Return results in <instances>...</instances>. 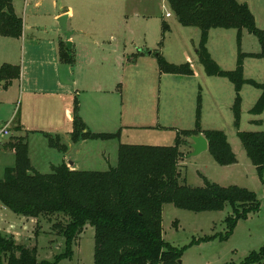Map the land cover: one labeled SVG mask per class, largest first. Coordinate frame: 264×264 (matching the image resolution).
<instances>
[{
	"label": "rangeland",
	"instance_id": "rangeland-1",
	"mask_svg": "<svg viewBox=\"0 0 264 264\" xmlns=\"http://www.w3.org/2000/svg\"><path fill=\"white\" fill-rule=\"evenodd\" d=\"M239 1L251 4L254 13L261 21L259 28L263 27L262 29H264V0ZM14 2L18 14L23 17L29 44L32 43V40L42 41L37 46L44 51L49 49L47 42L50 39H57L59 35L65 33L60 25L59 18L54 17L61 7L64 9L72 6L75 10V23L77 22L80 26L85 27L92 26L96 29V34L100 39V44L97 47L98 51L105 47L108 50L107 53L110 54V48H114L110 43L115 41L111 36L116 37L117 40L128 38L130 58L125 61V64L115 58L104 61L103 64L99 63L96 66L92 65L84 68L86 74L93 75L97 72L99 75L104 76L107 74L118 79L114 81L108 79V81L103 82L108 88L112 83L114 84L115 92L112 93L108 105L97 99L91 107L87 104V107L83 108V114L88 123L87 130L94 133H116L119 132L118 129L123 123V125H130V128L124 130L123 134L118 137L120 142L167 146L174 145L176 136L179 134L182 141H188L187 144L181 146L184 156L181 159L183 164L181 180L185 179L183 183L191 186H203L205 179H207L223 186L239 185L246 187L257 194L261 201L260 209L257 212L250 213L248 218L239 220L232 235L226 240L215 238L192 242L194 239L199 240L205 236L224 233L226 229L225 218L232 211L230 205H226L220 211L194 212L179 208L172 203L165 204L162 222L163 235L173 246L184 247V254L181 258L182 264L240 263L251 251L258 250L264 244V183L238 137V129L234 123L225 120V116L232 118L233 113L224 112L223 118L219 116L214 119L212 110L208 108L209 101H207L208 109L206 106L204 107L203 125L227 133L232 149L237 156V162L228 166L220 165L208 150L192 156L191 137L187 138L185 134L178 131L195 127L196 99L201 91L198 82L199 73L197 72L196 77L184 75H177L178 77L167 75L164 77L158 71L157 54L153 55L157 61L151 63L143 61L142 58L137 64H134L133 61L135 58L133 52L137 55H143L141 52L147 49L143 46L146 44L145 40L151 47H158L156 41H163L162 48L159 49L162 55L164 57L167 55L173 59V61H170L171 63L182 64L187 61L185 58L187 55L196 54L195 50L197 48L194 43L201 37V29L184 26L176 21L175 16L166 17L165 13L172 10L167 0H14ZM136 10L139 11L141 16H135ZM172 12L175 14L173 10ZM163 21H169L173 25V30L171 32L167 31L164 36ZM72 24H74V21ZM45 28L47 31H45ZM211 30V46L213 49L214 47L218 48L215 57L224 63L223 69H235L237 30L224 28ZM67 32L71 33L70 30ZM245 34L244 49L260 52L261 45L258 38L246 29ZM189 36L194 40H190ZM154 38L157 39L155 42H153ZM1 40H8V38H4L0 34V65L4 62L13 63L6 59L17 61L22 57V43H18L15 48L10 50L11 47L2 44ZM29 47L27 44V50H29ZM95 53L99 54V52ZM110 55L115 57L114 53ZM27 57L28 55L26 59ZM126 58H128V55ZM261 60L264 61V59ZM118 63L122 65L119 66ZM197 64L199 63L197 62ZM199 66L201 65L199 64ZM253 77L263 79L259 81L264 82V72L262 70H256ZM4 82L5 80L0 81V127L7 124L15 113L17 115L20 107L18 88L11 87L10 83V85L4 86ZM249 88L256 89L250 84L245 86V90ZM200 93L202 95V92ZM244 94L245 97L247 94ZM108 97H110L109 94ZM228 97L229 94L227 93L225 99H228ZM244 105H249L247 98H245ZM105 113L109 116V121H99ZM242 114L243 125L248 128H240V130H264V125L259 130L255 128H253L255 130H251L250 123H247L245 119L248 117L247 112L244 111ZM155 117L160 119L158 123L160 126H153L156 125L154 123ZM95 118L96 123L93 122ZM16 122L10 124L12 126L10 130L13 128L15 137L10 134L9 137L4 138V142L6 140L12 141L16 137L22 136V134L25 135L24 132L15 129ZM162 125L166 128H161ZM72 127L71 125L70 130L73 129ZM52 137L58 145L65 144L66 147L68 146L66 143L67 136L53 135ZM70 137L72 138V135ZM26 139H28V151L31 152L33 162L38 165V170L42 173L51 172V166H47V160L44 159L45 157L42 154V150L48 143L44 134H29ZM81 140L84 139L79 141ZM82 144L80 148L83 153L88 150L91 151V154L97 153L98 156V152L105 149L112 158L117 157L118 139H89ZM5 150L0 146V178L4 176L3 165L5 163L8 166H14L15 164L14 155H11L10 150H6L7 153H5ZM53 152L59 154L57 150H53ZM54 159L55 164L62 162L56 158ZM100 161L106 167V160L100 159ZM92 167L97 169L100 164L98 162L94 163ZM1 207L0 210H4ZM3 212L6 213L7 218L12 217L16 220L15 225L17 227L14 230L17 233L8 231L10 229L5 228V225H0V230L12 234L18 243L37 246V259L39 262L47 260L49 262L56 261L55 264H94L95 228L93 226H86L84 232L77 238L73 245L72 257L57 260V256L65 252L66 244L65 237L59 233L54 224L58 221L66 222V218L58 217V215L50 218H32L16 214L10 209ZM22 220L27 225L23 224ZM3 264H8V260L3 259Z\"/></svg>",
	"mask_w": 264,
	"mask_h": 264
},
{
	"label": "trees",
	"instance_id": "trees-1",
	"mask_svg": "<svg viewBox=\"0 0 264 264\" xmlns=\"http://www.w3.org/2000/svg\"><path fill=\"white\" fill-rule=\"evenodd\" d=\"M14 0H0V33L3 36L18 38L23 34L24 21L15 12ZM175 15L184 26L201 29L198 56L210 76L228 78L236 91L233 105L234 125L248 157L255 165L264 183V130H240L241 89L251 84L261 90V95L251 109L254 114L264 111V83L244 76V58L264 57V29L257 26L255 16L247 3L238 0H168ZM163 36L170 25L163 21ZM212 28L237 29L238 59L233 70L223 69L212 57L207 48L209 30ZM255 35L261 45L260 52L245 53L241 50L243 30ZM163 41H160L159 48ZM146 49L141 54H149ZM157 54L161 72L191 75L189 62L174 64L165 59L160 50ZM61 58L72 64L73 57L67 43L61 42ZM18 65L3 64L0 67V81L19 78ZM75 118L71 132L73 141L80 139H111L116 133H94L86 128L83 119L74 110ZM202 104L198 101L196 125L192 129L179 130L187 136L203 134L209 142V151L220 165L237 162L228 135L223 130L203 129L201 126ZM82 130H81V129ZM20 130L21 126L16 125ZM177 132V133H178ZM54 134L46 133L49 144L65 151V144L58 145ZM58 135V134H55ZM179 134L174 145L121 143L118 163L108 170H73L65 162L54 165L51 172L42 173L30 164L26 137H16L12 144L16 162L7 167L0 178V202L16 214L26 217L66 218V222L54 224L65 237V252L58 259L70 258L73 245L84 232L86 226L95 228L94 264H182L184 247L169 243L163 235V208L167 203L194 211H220L230 205L232 211L225 218L224 233L205 236L199 240L219 238L226 240L232 235L241 219L248 218L260 209L261 201L257 194L239 185L223 186L207 179L203 186L183 183ZM37 246L18 243L12 234L0 230V264L3 259L8 264H55L47 260L39 262ZM264 264V244L251 251L240 263Z\"/></svg>",
	"mask_w": 264,
	"mask_h": 264
},
{
	"label": "crops",
	"instance_id": "crops-1",
	"mask_svg": "<svg viewBox=\"0 0 264 264\" xmlns=\"http://www.w3.org/2000/svg\"><path fill=\"white\" fill-rule=\"evenodd\" d=\"M13 5L15 8V12L17 13L18 16H20L18 14L17 6L14 1H13ZM249 7L253 12L255 16L256 24L259 27L261 21L254 13L251 4L249 5ZM64 15H67V21H66L67 31L70 30L71 33L67 32L64 33L63 35H59L57 39L56 38L50 39L47 42V45H49V49L47 51L41 50V48L37 46L40 45L42 41L32 40V43L29 44V39H27L26 36L27 33L25 27L23 29V34L18 38L3 36L0 33L4 38H8V40H1V42L7 47H11L10 50H12V48H15L18 43H22V48H23L22 49L23 55L19 60L12 61L11 59H6L13 63L4 62L0 65L1 67L3 64L7 63V64L18 65L21 68L20 77L9 81L11 87L18 88L20 107L18 114L16 115L15 113L8 122L12 124L14 121H17L15 125L21 126L22 130L20 129V132H24L25 135L22 134V136L26 138H28L29 134H33V133L44 134V136L47 138L48 143L46 146L47 148L45 147L42 150V154L45 157L44 159L47 160V166L48 165L51 166V170L54 165H59L63 162H65L73 170H108L109 168L116 166L118 163L119 146L122 143L120 142V139L118 137L123 134L124 130H128L130 128V125H123L122 123L121 127H119L118 129L119 130L118 137L111 139H101V140L118 139L119 144L117 145V152H116L117 157L115 158H112V156H110V153H108L105 149H101L100 152H98V156L97 153L91 154V151L88 150L83 153L80 147L81 145H83L82 143L85 142V140H89V139H84L77 142L73 141L72 138L70 137L73 129L70 130V126L71 125L73 126V121L75 118V114H74L75 107L78 109V113L80 112L79 115L82 116V119L85 122L86 126H88L87 119L83 114V108H85V106L87 107V104L91 107L93 105V102H95L97 99H99L103 104L106 105L110 103V99L112 98L111 95L112 93L115 92L114 84L112 83L111 86L108 88L106 85H104L103 82L108 81V79L109 81L111 80L114 81L118 79L114 77L112 78V76H108L107 74L102 76V74L99 75L97 72L96 74L93 75L86 74L84 72L85 71L84 68H86L87 66L90 67L92 65L96 66L99 63L103 64L104 61H108L110 59H115V58L121 61L122 64H125V61H127L130 58L129 57L130 52L128 48V38L126 37L124 38V40H120V39L117 40L116 37L111 36V38H114L115 40L114 43L112 42L110 43V45L114 47V48H110L111 50L110 54L113 53L115 54V57H112V55L107 53L108 50L105 47H102L100 51H98L97 47L100 44L99 43L100 39H98V34H96V29L94 27L80 26L79 24H77V22L75 23V19H74L75 10L72 6L65 7L64 9L61 7L60 11L57 12L54 17L61 18ZM135 16L137 17L141 16L139 11L137 10L135 11ZM165 16L168 18L175 16V19L177 17L172 12V10L171 12L167 11L165 13ZM73 21L74 24H72ZM176 21L180 23L179 20L176 19ZM167 23L170 25L169 32H171L173 30V25L169 21ZM187 27H196V26H187ZM229 29H234V28H229ZM45 31H47L46 28ZM211 31L212 30L210 29L208 35V41H207V48L211 53L212 57L214 58L215 54H217L218 48L214 47L213 49V47L211 46V37H212ZM246 31L248 30L246 29ZM245 35H246L245 30H243L241 50L245 53L259 52V51H246L244 49L243 41ZM188 38H190V40L192 41L194 40V38H191L190 36ZM68 40H70L71 42V45L69 46L70 55L74 59V62L72 64L63 61V59L61 58V42L67 43ZM155 40L157 39L154 38L153 42H155ZM200 41H201V37L197 39V41L194 43V46L197 48L195 50L196 54L187 55L185 57L187 61L183 62V63L189 62L191 64V67L193 65L192 67L193 73L191 75L161 72L159 65L157 66L159 73L164 75V77H166L167 75H175L174 77H178L177 75L196 77L197 72L199 73L198 82L201 86L200 92H202V95L200 92L199 95H197L195 117L197 116L198 101L201 98V104H202L201 126L203 129H207V128L210 129L208 125H203L204 122L203 111L205 106L207 108V101H209L208 108L212 110L214 119L218 118L219 116L223 118L222 116L224 112L233 113V105L235 102L236 91H235V85L228 78L222 76H210L206 73L205 67L201 63L198 56ZM156 42L158 47H151L150 44L148 45L146 40H145L146 44L143 46L148 50H150L151 52H155L157 49L158 50L160 49L159 48L160 41L159 42L156 41ZM27 44L28 47L30 46L29 50H27ZM255 46L257 45L255 44ZM238 49L239 48L237 42V59L239 54ZM28 51H30V53H28ZM94 51L99 52V54H96ZM132 54L135 55V58L133 60L134 64H137L141 60L140 58H142L143 61L149 63L157 61V59L153 57L154 54L152 53L137 55L136 53L133 52ZM27 55L28 57L26 59ZM127 55L128 58H126ZM165 59L169 62L173 61V59H171L168 56ZM237 59H236V66H237ZM261 59H264V57L258 58V57L247 56L244 58V76L247 79H254L258 82L264 83L263 81H259L263 79H257L256 77H253V74L256 70H260V71L262 70L264 72V61H262ZM215 60L216 61L218 60L217 63L221 67L223 66L224 64L223 62L219 61V59L217 58ZM197 62L201 66H199ZM156 63L158 64V62ZM122 64L118 63L119 66H121ZM3 85L7 86L6 82H4ZM119 85L120 82L118 83V88ZM246 85L249 84L248 83L244 84L240 92L242 97L240 128L244 129L246 127L243 125V114H242L244 113V111H246L248 117L245 119L247 123H250L251 126L250 129L259 130V128H262V126L264 125V111L259 114H254L251 112V109L256 103V101L259 99L261 95V90L255 86H254L256 88L255 90H252L251 88L245 90ZM257 90L259 91L257 92ZM227 93L229 94V97L228 99H225ZM244 93L247 94L245 97H244L245 95ZM108 94L110 95V97H108ZM245 98L248 99V103H249L248 106L244 105ZM18 115L19 117L17 118ZM232 115H233L232 118L230 116H225V120L227 122L230 121L233 124L234 113ZM159 120H160L159 118L155 117L154 123L156 125L153 126L156 127L160 126L158 125ZM99 121H109V116L107 115V113H105V115H103V118ZM93 122L94 123L97 122L96 118L93 120ZM195 125H196V119H195ZM141 126H147V125H141ZM161 128H166V127L162 125ZM46 133L67 136L66 139V143L68 144L67 149L65 151H62L60 149L52 147L49 144V140L48 137L46 136ZM11 134L12 136H14L13 128L11 130ZM13 142L14 140L12 141L6 140V142L1 146L6 150H10L11 152L10 151L9 152L11 153V155H14V160H16L15 152L12 149ZM27 147H28V142H27ZM53 150H57L59 156L55 154ZM5 153H7V151ZM30 153L31 152L28 151L30 164L33 168L38 170V165H36V163L33 162ZM54 158L62 162L59 164H55ZM100 159L106 160L107 162L106 167L103 165ZM97 162L100 164V167L94 169L95 167H92V164ZM6 164L7 163L3 165L4 170L7 167H10ZM0 206H2L4 209V210H0V225H5V228L10 229L8 231L11 232L13 231V233L16 234L17 232L14 230L17 227L15 225L17 223L16 220H14L12 217L7 218L6 213H4L3 211H6V209L8 208L2 203L0 204ZM22 223L27 225L26 222L24 221Z\"/></svg>",
	"mask_w": 264,
	"mask_h": 264
},
{
	"label": "water",
	"instance_id": "water-1",
	"mask_svg": "<svg viewBox=\"0 0 264 264\" xmlns=\"http://www.w3.org/2000/svg\"><path fill=\"white\" fill-rule=\"evenodd\" d=\"M176 19L180 20V17L177 16ZM66 21H67V15H64L61 18H59L60 25L65 30V33H67ZM67 44H68V46H70L71 42L69 41V42H67ZM191 139H192V143L190 144V146L193 149L191 152L192 156H196V155L202 153L203 151H206L209 149V142L202 133L198 134V135H193L191 137Z\"/></svg>",
	"mask_w": 264,
	"mask_h": 264
},
{
	"label": "built area",
	"instance_id": "built-area-1",
	"mask_svg": "<svg viewBox=\"0 0 264 264\" xmlns=\"http://www.w3.org/2000/svg\"><path fill=\"white\" fill-rule=\"evenodd\" d=\"M10 134H11L10 122H7V124L2 125L0 127V146L5 143L4 138L9 137Z\"/></svg>",
	"mask_w": 264,
	"mask_h": 264
}]
</instances>
